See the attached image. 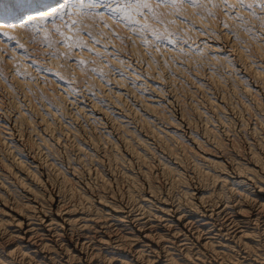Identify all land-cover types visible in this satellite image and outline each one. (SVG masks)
Wrapping results in <instances>:
<instances>
[{
	"label": "bare ground",
	"instance_id": "bare-ground-1",
	"mask_svg": "<svg viewBox=\"0 0 264 264\" xmlns=\"http://www.w3.org/2000/svg\"><path fill=\"white\" fill-rule=\"evenodd\" d=\"M94 2L0 28V264H264V20Z\"/></svg>",
	"mask_w": 264,
	"mask_h": 264
},
{
	"label": "snow or ice",
	"instance_id": "snow-or-ice-1",
	"mask_svg": "<svg viewBox=\"0 0 264 264\" xmlns=\"http://www.w3.org/2000/svg\"><path fill=\"white\" fill-rule=\"evenodd\" d=\"M99 2L100 0H95L94 3L89 4V7H96ZM110 2L116 5L115 8L109 9L113 16L120 13L125 19L137 24H140V20L135 19V17H142L144 18L142 28L145 30L149 29L145 10L152 14V19L159 20L155 10L152 8L153 0H110ZM197 2L198 0H155L157 8L169 6L175 9L177 14L182 5L195 4ZM207 4H210L213 8L223 5L222 11L225 12V15L231 14L230 18H234L237 21H244V16L239 15L238 10L243 11L245 9L251 10V15L256 19L264 20V17H258L255 12L257 7L261 12H264V0H235L234 3H231L230 0H219V3L216 0H207ZM83 5L84 0H55V3L51 2V0H8V6L4 7L3 0H0V28L5 26L13 27L16 21L32 23L34 19L44 22L50 17L63 18L69 14V8L75 10L78 7L82 8ZM208 15L212 16L213 13L209 11ZM159 22L161 24L164 23L162 20H159ZM72 23L76 24V21L74 20ZM224 27L228 28V24L225 23ZM247 30L245 29V31ZM0 35L12 39L7 32H0ZM160 38L162 37L157 34V39ZM79 46L86 47V44L81 40Z\"/></svg>",
	"mask_w": 264,
	"mask_h": 264
},
{
	"label": "rangeland",
	"instance_id": "rangeland-1",
	"mask_svg": "<svg viewBox=\"0 0 264 264\" xmlns=\"http://www.w3.org/2000/svg\"><path fill=\"white\" fill-rule=\"evenodd\" d=\"M55 28H58V26L55 27ZM57 30H58V29H57ZM37 36H38V35L35 34V35L31 36V37H32V39H35V38L37 39V38H38ZM31 37H29L30 40H31ZM36 39H35V40H36ZM39 42H40V41H39L38 39H37L36 41H31V43H33L34 47H35V46H37V47L39 46V47H40V44H38ZM35 43H36V44H35ZM37 54H38V53H37ZM254 59H255V58H254ZM33 69H34V68H33ZM174 79H175V80H176V79H177V80H178V79L180 80L181 78L179 77V75H177L176 78H174ZM179 80H178V81H179ZM202 82L205 84V85H204V86H205L204 88H207V85H208L207 82H206L205 80H204V81L202 80ZM168 85H169V83L165 86L164 89L167 90V93H168V92H171V93H169V95H172L174 91H173V89L170 88V87H173V86H168ZM177 85H178L179 87L176 86V87H177L176 91H177V93H178V92L180 93V97H181V98H184V99H185V97L187 98L188 95H187V94H184V92H182L183 89L180 87V84L177 83ZM11 86H14V87H11V88L9 89V91H10V90H11V91L14 90L13 92H11V91L9 92V91L6 90L5 88H4V89H0V91L2 90V91L0 92V98L2 99V100H0V102H1L0 105H2V106L4 105L3 107L0 106V109H1V112H3V113L6 112L5 110H7V111L9 112L8 109H9V107H10L9 103L12 101L11 99H15V98H16L17 100H18V99H19V100H23V98H24V97H23L24 95H22V94H24V91H23V90L21 91V89H20L18 86H15L14 84H11ZM15 87H16V88H15ZM0 88H2V87H0ZM14 88H15V89H14ZM17 88H18V89H17ZM179 88H181V89H179ZM3 90H5V91H7V92H5V91H3ZM227 90H228V91H227V92H228V96H229V98H231L230 100H232V97H233V95H234L233 100H232L231 102H233L234 104H237V106H238V105H239L238 103H239V100H240L238 94H236L238 97L235 96V93H234V92L232 93V91H231L232 89H231V87H229V86H228V89H227ZM209 91H210V95L213 96V97H216V96L219 95V94H217V92H214L215 90H209ZM211 91L213 92V94H211ZM230 91H231V92H230ZM8 92H9V93H8ZM15 92H17V93H15ZM1 93H2V94H1ZM197 93H198V94H197ZM197 93H196V98H198L199 96H202L199 92H197ZM229 93H231L232 95H231V94L229 95ZM6 94H7V96H5ZM8 94H11V96L9 95V96H10V97H9ZM15 95H16V96H15ZM21 95H22V96H21ZM182 95H183V96H182ZM184 95H185V96H184ZM197 95H198V96H197ZM4 96H5V97H4ZM11 97H12V98H11ZM21 98H22V99H21ZM189 98H190V97H188L186 101H190ZM16 99H15V100H16ZM191 99H192V98H191ZM199 99L201 100V97H199ZM199 99H197V100H199ZM238 99H239V100H238ZM10 100H11V101H10ZM234 101H235V102L238 101V102L235 103ZM250 102H252V101L250 100ZM5 105H6V106H5ZM8 106H9V107H8ZM171 108H172L171 110H172L173 112H175V113L178 112V110H179V106H178L177 103H176V104H173ZM10 112H11V111H10ZM228 113H230V112L228 111ZM78 122H79V123H78ZM77 124H78V126H80V125L82 126L81 129L84 128V130H83L84 132H83L82 134H84L85 137H86V133H87L88 136H91V135H95V136H96V135H97L96 133L99 132V131H98L99 128H97V127H95V126L92 127L93 125H91V128H93V132H92V129H91L90 126H89L90 124H89L88 126L86 125L85 127H83V125H82L83 122H82L81 120H78V121H77ZM86 127H87V128H86ZM86 129H89V131L86 130ZM85 131H86V132H85ZM91 132H92V133H91ZM141 132H143V131H141ZM89 133H90V134H89ZM88 136H87V137H88ZM102 142H103V140L100 139V140H99V145H100L99 147H102V146L104 147V146H105V143L103 142V143H104V144H103ZM102 144H103V145H102ZM61 158H62L63 160H65V153H64V151L62 152V150H61ZM136 167H137V166H135V170H137ZM118 169H119V170H118ZM113 170H114V173H113V174L116 175L115 177L120 176L121 171H120V168H119L118 166L116 167V166L114 165ZM88 176H89L88 174L85 175V178L88 179V178H89ZM120 183H121V184H120ZM120 183H119L118 187H117V185H113V188L115 189V191H116V189H117V191H118L119 189L121 190V187H122V189H124V187H125V186H124V185H125V182L123 183V181H120ZM57 184H58V182H57ZM121 185H122V186H121ZM48 186H49V185H47V187H48ZM115 186H116V188H115Z\"/></svg>",
	"mask_w": 264,
	"mask_h": 264
}]
</instances>
